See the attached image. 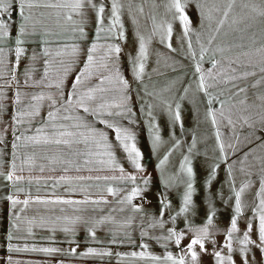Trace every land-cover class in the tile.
Here are the masks:
<instances>
[{"label": "snow or ice", "instance_id": "obj_1", "mask_svg": "<svg viewBox=\"0 0 264 264\" xmlns=\"http://www.w3.org/2000/svg\"><path fill=\"white\" fill-rule=\"evenodd\" d=\"M193 4L198 30L187 11ZM124 7V0H0V190L6 193L0 199L8 202V252L64 251L14 246L11 241L20 238L21 225H27L28 236L37 227L50 232L46 239L52 243L61 231L64 242L77 247L74 237L79 228L97 243L101 242L97 230L107 228L109 244L134 250L113 253L110 248L89 247L80 255L115 256L117 264L129 258L145 264H201L204 255L213 264H237L238 255L240 264H264V0H165L163 17L158 19L153 11L150 28L145 25L143 30L128 0L135 54L125 52ZM136 12L143 15V6ZM90 17L95 24L91 38ZM176 21L182 26L178 48L172 44ZM156 38L168 49V54L156 53L157 64L162 57L172 71L183 67L174 53L191 62L192 81L182 88L183 94L174 91L179 77L157 87L146 72L149 45ZM102 39L105 43H100ZM122 56L130 65L131 79L121 68ZM152 72L163 75L159 68ZM190 89L204 97L205 118L215 130L213 151L218 155L209 158L207 152H198L193 132L178 168L170 171V157L182 144L176 127L181 135L185 131L181 102ZM133 95L156 159L158 214L148 210L153 173L137 142L140 118ZM6 100L13 109L7 122ZM157 109L168 117L167 140ZM9 133L11 140L6 141ZM9 145L11 151L6 153ZM199 155L207 164L203 187L208 209L206 222L194 225L193 162ZM221 165L229 191L224 202L231 204L232 216L218 242L214 200L224 199V193L211 189ZM237 171L245 177L239 184ZM172 191L180 198L178 208L169 199ZM248 194L250 199L245 198ZM37 205L49 214L29 216L28 210ZM114 213L121 215L117 218ZM180 218L183 228L177 226ZM151 241L163 249L162 254L150 251ZM68 251L76 254V247Z\"/></svg>", "mask_w": 264, "mask_h": 264}, {"label": "rangeland", "instance_id": "obj_2", "mask_svg": "<svg viewBox=\"0 0 264 264\" xmlns=\"http://www.w3.org/2000/svg\"><path fill=\"white\" fill-rule=\"evenodd\" d=\"M164 2L165 0H132V13L135 14L139 20L140 26L143 30L145 25L149 28L151 26V20L148 18L149 14L155 11L158 15V19L163 17L164 12ZM156 4L158 7L155 9L153 8V4ZM125 7L122 10V21L124 24L126 36L128 37L127 44L124 45L125 52H132L135 54V48L137 47L133 41L135 40V26L132 24V15L129 14L128 11V0H124ZM143 6L144 14L141 15L136 12L137 6ZM188 14L192 19V27L194 29L199 28L198 23V11L195 8L194 4L190 5L188 8ZM94 19L92 17L88 20V30H89V37L91 38L94 35ZM182 33V26L180 25L179 21L173 23V37H172V44L173 47H179V38ZM193 42L195 45V38L193 37ZM100 43H105L102 39ZM156 53H164L168 54V49L161 45L158 42V38L154 39L153 42L149 45V58L146 62V72L151 74V82H156L157 87H162L169 79L179 77V82L177 83L174 91L183 94L182 88L187 86L189 82L192 81V66L191 62L185 59L179 53L172 54L174 58L183 64V67H177L176 71H172L171 68L166 67L165 60L161 57L160 63L157 64L156 61L158 59ZM168 64L171 61H167ZM207 66V65H206ZM121 68L124 72V75L131 79V72H130V65L127 62V58L122 56L121 59ZM153 68H159V71L163 73V75H158L152 72ZM146 82L147 77L145 78ZM149 82V83H151ZM194 89V85H193ZM7 95L11 96L12 92L7 91ZM6 104H8L7 111L3 114V119L5 122L9 121V118L12 114V106L6 100ZM135 110L137 111V116L140 118L139 124L136 126V135H137V142L141 151L145 154V163L148 165V170L153 173V195H150V199H152V205L149 207V211L153 214H158L159 207L158 203L155 199L154 193L159 190V183H158V171L155 169L156 159L151 155L150 152V142L148 139V132L146 126L144 125V117L140 116L139 113V101L133 95L132 101ZM205 108L206 105L204 103V97L201 94H195L192 89H190L187 97L181 102V116L184 123V134L181 135V131L179 126L176 127V135L182 141L181 147L176 149L172 156L170 157V165L169 170H174L178 168V163L182 158V153H186V149L188 145L191 143V136L192 133L195 132L197 136V151L201 154L204 152L208 153L209 158L218 155V152H214L215 148V136H214V128L211 125L210 121L206 120L205 118ZM157 116V121L161 128V134L165 140L168 139V129H169V121L166 114L159 111V109L155 112ZM223 131L227 132L226 129ZM11 140V134L9 133L6 136V141ZM168 146L165 145L164 148L161 149L163 152ZM11 148L10 145L7 149H5L6 153H10ZM5 161L9 159L8 155L4 157ZM19 164V161H17ZM194 169L197 174V193L194 197L196 211L195 214L191 215V221L194 225H203L206 222V213L208 209L207 204V192L203 187V181L207 173V164L205 163V158L203 155H199L194 159ZM127 167V164H125ZM237 184L241 182V180L245 179V177L240 174L238 171L235 174ZM255 179V177H253ZM258 188V183H256L251 190L252 192ZM223 191L224 199L220 197H215V208H216V216L214 218V226L218 229L216 233L217 241L223 240V232L226 227L230 223V219L232 216V207L231 204H226L224 200L227 199L229 195L228 187L226 184V175H225V168L224 165H221V168L218 173L217 180L213 183L211 191L213 193H217L219 191ZM6 193L3 190H0V196L5 195ZM33 194L35 195V186H33ZM246 199L251 198V194L246 195ZM169 199H171L173 207L178 208L180 205V198L177 195L176 191H172L169 195ZM107 208L105 207L104 211L107 212ZM49 213L42 205L33 206L28 210V215H48ZM117 218L120 217L121 214L114 213ZM178 228L184 227L183 218L178 219L177 221ZM244 221L241 219L240 227L243 228ZM10 227V217L8 213V202L4 199H0V264H8V257L11 256L12 264H117V258L115 256L112 257H103L100 258L98 256H83L80 253H83L87 248L92 247L96 249L102 248H110L113 253L116 252H130L134 250L132 247L124 245V246H117L111 245L107 241L109 240L110 236L107 231V228H102L97 230V239L101 241L100 243L93 242L88 238V234L85 229L82 227L77 230V233L74 239L79 243V247L76 244L69 245L68 243L64 242L66 240V236L63 232L57 231L55 233V243H52L50 240L46 239V237L50 236L51 233L43 230L39 227L34 229V235L28 236L26 234V227L27 225H21V231L17 233L20 237L19 239H13L11 243L24 249L26 246L28 249L32 247L40 248V247H57L61 248L64 251L60 253L54 254H47L40 251H31V250H22L19 252H12L9 253L7 250V245L9 241L7 240V233ZM187 241H185L186 243ZM70 247H76V254H71L68 249ZM172 251H177L175 247L171 249ZM150 251L154 254H162L163 249L156 244L154 241L150 242ZM257 259L259 260V253L256 254ZM237 261V264H240V258L238 255L234 257ZM123 264H145L143 260H132L126 259L123 261ZM201 264H213V260L210 256L204 255L201 257Z\"/></svg>", "mask_w": 264, "mask_h": 264}]
</instances>
